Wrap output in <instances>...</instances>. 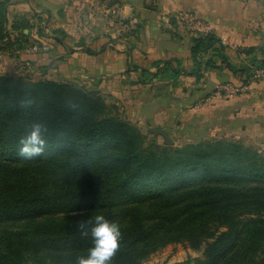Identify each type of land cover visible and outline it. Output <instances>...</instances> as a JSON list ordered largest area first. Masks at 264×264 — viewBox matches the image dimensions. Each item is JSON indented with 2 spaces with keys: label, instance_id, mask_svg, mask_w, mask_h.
I'll list each match as a JSON object with an SVG mask.
<instances>
[{
  "label": "trees",
  "instance_id": "16d2710c",
  "mask_svg": "<svg viewBox=\"0 0 264 264\" xmlns=\"http://www.w3.org/2000/svg\"><path fill=\"white\" fill-rule=\"evenodd\" d=\"M9 3L0 0V51H22L30 47L23 34L29 25L17 18L11 27L16 35L9 37ZM213 46L218 53L224 48L210 32L192 39L195 71L202 64L203 70L216 68L202 61ZM253 63L244 82L264 69V60ZM25 97L34 100L31 107L20 106ZM69 99L79 111L68 110ZM37 121L48 126L47 144L25 159L20 140ZM144 142L98 93L0 75V225L22 222L0 229V264H76L92 240L75 224L97 213L121 228L112 264H140L181 243L205 248L202 259L177 264H264V153L225 138L177 148Z\"/></svg>",
  "mask_w": 264,
  "mask_h": 264
},
{
  "label": "crops",
  "instance_id": "0c3cea01",
  "mask_svg": "<svg viewBox=\"0 0 264 264\" xmlns=\"http://www.w3.org/2000/svg\"><path fill=\"white\" fill-rule=\"evenodd\" d=\"M87 2L10 0L9 37L16 35L13 22L24 17L29 29L23 34L36 50L0 51V75L23 72L32 81L42 75L72 83L118 106L132 124L178 126L191 140L234 137L264 151V82L233 96L217 91L222 84L240 85L253 61L264 60V0ZM182 13L205 23L224 46L202 55L215 69L203 70L202 64L195 71L190 48L197 34L178 21ZM221 55L236 72L225 68Z\"/></svg>",
  "mask_w": 264,
  "mask_h": 264
},
{
  "label": "clouds",
  "instance_id": "9594fccd",
  "mask_svg": "<svg viewBox=\"0 0 264 264\" xmlns=\"http://www.w3.org/2000/svg\"><path fill=\"white\" fill-rule=\"evenodd\" d=\"M34 100L25 97L20 101L22 108L31 107ZM69 111H79L80 105L69 99L66 104ZM49 129L44 122H34L20 140V153L25 159L40 155L47 144ZM81 236H90L92 246L86 255L77 257L76 264H112V258L120 248L122 232L120 225L97 213L82 218L75 224Z\"/></svg>",
  "mask_w": 264,
  "mask_h": 264
},
{
  "label": "rangeland",
  "instance_id": "374dc122",
  "mask_svg": "<svg viewBox=\"0 0 264 264\" xmlns=\"http://www.w3.org/2000/svg\"><path fill=\"white\" fill-rule=\"evenodd\" d=\"M87 3H89V0ZM194 34H196V33H194ZM19 77L32 81V79L29 77V75L27 73L23 74V72H22V75ZM40 79H42V75L34 77V81H37ZM116 107H117L118 115L121 116L122 118H124L126 121H129V119L124 117V115L119 111L120 108L118 106H116ZM133 125L136 126V128L142 133V135L145 136L144 145H148L150 143L165 145L161 134H165L167 136L168 140L166 141V143H167V145L171 146L172 148L181 147L185 144H194V143H197L198 141H201V140L203 141V140H209L212 138H221L218 136H212V137H208V138L200 139V140H197V139L191 140L187 135H185L182 132H179L180 130H177V129H179L178 126H176V127H178L177 129H176V127H174L175 130H172V129L164 130L163 128L165 126L164 127L163 126H157V125H155V127H151L150 125L142 126L137 122H135ZM165 131H167V133ZM222 138L237 140V139H234V137H229V138L222 137ZM259 150L264 153L263 150H261V149H259ZM21 224H22V222H17V223L16 222H8L5 224H1L0 229L1 228H13V229H15V228H19L21 226ZM204 248H205L204 244L198 250H192L191 248H189V246L186 243L171 244V245H167L164 248L159 249L157 252L151 254L146 260L142 261L140 264H177V263H184L187 261H193L196 259H202ZM27 264H33V263H27Z\"/></svg>",
  "mask_w": 264,
  "mask_h": 264
},
{
  "label": "built area",
  "instance_id": "2783aa9c",
  "mask_svg": "<svg viewBox=\"0 0 264 264\" xmlns=\"http://www.w3.org/2000/svg\"><path fill=\"white\" fill-rule=\"evenodd\" d=\"M178 21L184 25L187 31L196 34H205L209 30L205 23L192 16L189 13H182L178 15ZM35 47L27 49L28 52L35 51ZM253 82H264V69L254 70L251 72L249 80L240 85L222 84L217 87V91L226 96H233L240 93H245L249 90V84Z\"/></svg>",
  "mask_w": 264,
  "mask_h": 264
},
{
  "label": "water",
  "instance_id": "95a60500",
  "mask_svg": "<svg viewBox=\"0 0 264 264\" xmlns=\"http://www.w3.org/2000/svg\"><path fill=\"white\" fill-rule=\"evenodd\" d=\"M165 132L167 133V131H165ZM161 136H162V138L164 140V144L166 145L167 144L166 141L168 140L167 136L165 134H161Z\"/></svg>",
  "mask_w": 264,
  "mask_h": 264
}]
</instances>
